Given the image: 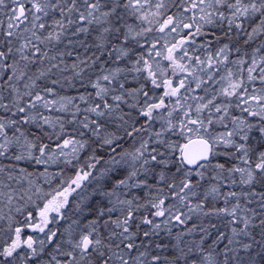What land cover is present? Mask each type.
Listing matches in <instances>:
<instances>
[{
    "label": "snow or ice",
    "instance_id": "6c2138e0",
    "mask_svg": "<svg viewBox=\"0 0 264 264\" xmlns=\"http://www.w3.org/2000/svg\"><path fill=\"white\" fill-rule=\"evenodd\" d=\"M0 264H264V0H0Z\"/></svg>",
    "mask_w": 264,
    "mask_h": 264
}]
</instances>
